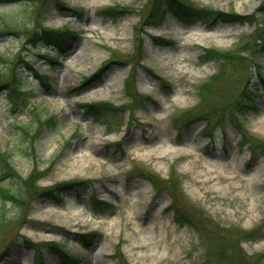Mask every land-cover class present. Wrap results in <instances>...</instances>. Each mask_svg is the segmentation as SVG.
Returning a JSON list of instances; mask_svg holds the SVG:
<instances>
[{"label":"rangeland","instance_id":"rangeland-1","mask_svg":"<svg viewBox=\"0 0 264 264\" xmlns=\"http://www.w3.org/2000/svg\"><path fill=\"white\" fill-rule=\"evenodd\" d=\"M187 1L193 9L231 10L254 21L196 17L184 22L168 12L161 24L141 30L140 14L149 11L150 0L0 3V16L17 25L0 32V74L7 72L0 75V150L9 152L7 161L23 178L44 170L38 188L78 181L61 191L60 203L32 197L33 189L20 204L4 203L10 219L0 226V264H67L54 250L58 247L77 257L78 264H264V147L251 153L241 143L244 135L255 147L264 145V54L244 55L251 68L238 71L243 79L253 72L259 94L257 110L236 117L238 127L224 119L216 124V115L206 128L203 118L184 125L174 121L195 106L198 84L217 69L213 60L201 62L202 48H240L262 27L264 0ZM106 7L125 11L110 17L103 13ZM36 27L69 28L76 39L50 60L42 57V42H28ZM48 52L53 54L52 47ZM138 53L143 60L135 66L121 60ZM129 72L138 93L148 96L134 101L132 109L126 108L132 99L124 87ZM16 73L20 89L34 91L30 101L41 118L55 114L54 128L43 126L38 132L31 105L12 109L10 79ZM86 76L91 81L83 88ZM102 101L119 110L100 123L83 104ZM138 169L163 178L174 170L184 198L193 203L191 217L200 216L197 208L221 227L255 229L248 238L230 237L207 221L202 231L176 222L167 191L156 193ZM18 183L0 175V185L10 192ZM92 196L113 206L95 214Z\"/></svg>","mask_w":264,"mask_h":264},{"label":"trees","instance_id":"trees-1","mask_svg":"<svg viewBox=\"0 0 264 264\" xmlns=\"http://www.w3.org/2000/svg\"><path fill=\"white\" fill-rule=\"evenodd\" d=\"M6 0H0V3ZM151 7L147 13L140 14V28L142 29L145 25L149 24H159L163 21L165 14L167 12H172L179 19L185 22H191L196 20L195 18H202L204 22H211L217 19L223 21H243L247 20L249 22L254 21L250 15H241L231 10L220 11L215 9H193L187 0H150ZM115 7H106L103 10V13L110 17H119V13L125 11L123 8L121 11H118ZM127 12V11H126ZM199 13V15H195ZM261 18L262 27H257L255 31L250 34V38H246L240 48H235L230 51H226L224 49H219L216 47H204L203 51L200 55L201 61H209L214 60L217 63V69L214 73L210 74L205 81H202L197 86V96L198 100L195 106H192L188 109L183 110L179 114L174 116V121L176 124H187L195 119L203 118L206 120L205 128L209 127V118L211 115H216V122H220L225 118H228L232 121L236 127L239 126L237 122L238 114H245L250 110H257L256 98L259 95L252 84L253 72L244 76L238 74L239 70L244 69L245 67H250V63H246L247 57L244 55H258L260 53H264V15ZM17 26L15 21L11 19V17L0 16V31H4L6 28ZM140 32V31H139ZM76 37L74 36V32L69 28L63 29H55V28H41L36 27L33 29L32 34L29 35V41H34L35 46L40 41L44 43V45L51 46L54 49V53L51 54L49 52L45 53V58L54 59L59 55L63 54L65 51L70 49ZM138 52L141 50V39L139 37L136 38ZM246 51L248 53L246 54ZM19 58V55H18ZM125 59H121L124 61H134L137 63L138 60L142 59L141 53L134 57L133 60H129L127 57ZM118 60L117 58H111V61ZM252 60V58H251ZM110 61V60H108ZM259 69V68H258ZM251 71V69H250ZM254 71V70H253ZM1 73H7L3 71ZM13 74V71H12ZM43 77V76H42ZM242 78V87L239 88V92H237V84L241 83ZM88 79V80H87ZM11 80L14 84L13 90L10 92V105L12 109L16 107L19 103L22 105H31V110L33 113V118L38 120L40 126L38 128V132L44 126L55 127L56 126V117L54 114L46 115L44 118H41L40 112H38L37 105L33 106L30 98L34 96L33 90H22L19 87V82L21 80L20 76L16 73L15 76L11 77ZM43 78V82H44ZM91 81V77H85L84 87H86L87 83ZM136 79L135 75L129 73L124 82V87L126 89L127 95L132 99L129 105L132 107V103L134 101L139 100L140 96L136 90ZM264 83V80H263ZM9 92V91H8ZM86 112L91 114L95 120L99 122H103L105 116L108 113L116 111L114 105L109 102H88L83 104ZM130 107V109H131ZM210 132H207V134ZM253 140L246 139L244 135L242 136L241 143L247 144L250 152L253 153L254 149L257 147H264V145L257 144L256 147L253 145ZM9 152L7 150H0V165H1V176H12L14 178L19 179L18 187L16 192H10L8 187H4L0 185V199L3 202V206L0 207V226L5 224L10 218L6 215V208L4 203L6 201L14 202L16 204L21 203L22 196L25 195L28 198H31V189H33L32 197H36L38 195L46 196L51 198L58 203L61 202L60 193L65 188L69 187L71 183H75L78 181H65L59 182L57 184H53L48 187L38 188L36 186V181L38 177L43 173L44 170H36V172H30L26 177H22L16 169L7 161L9 157ZM142 175L146 179H148L154 190L159 191H167L170 196V209L173 210L174 219L176 222L180 224H187L195 229L203 230L204 221H207L213 227L230 237L236 235L238 237L248 238L251 236V232L255 229L245 230L240 227L231 230L229 227H221L217 223L213 222L209 217L204 215V212L200 209L194 208L195 211L200 216L191 217L189 215L188 209L193 207V203L187 201L184 198V192L180 185V180L178 176L175 174V171L169 173L167 178L160 177L158 174L152 171H143L138 169ZM84 181V180H80ZM183 193V195H182ZM91 209L95 214L101 213L106 209L113 206L109 202L91 197ZM86 235L81 234V241H87L85 237ZM92 240L90 237L89 241ZM33 245H28V248H31ZM56 253L60 256V258L66 262L67 264H78V258L72 255L69 251L64 248L58 247L55 248ZM119 252V248L117 249ZM222 252H219L221 254ZM42 263L41 261L39 262ZM124 264H128L125 262Z\"/></svg>","mask_w":264,"mask_h":264}]
</instances>
